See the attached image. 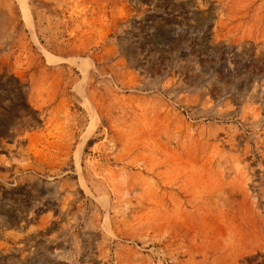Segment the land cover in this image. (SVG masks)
Masks as SVG:
<instances>
[{
	"label": "rangeland",
	"instance_id": "374dc122",
	"mask_svg": "<svg viewBox=\"0 0 264 264\" xmlns=\"http://www.w3.org/2000/svg\"><path fill=\"white\" fill-rule=\"evenodd\" d=\"M0 264H264V0H0Z\"/></svg>",
	"mask_w": 264,
	"mask_h": 264
}]
</instances>
